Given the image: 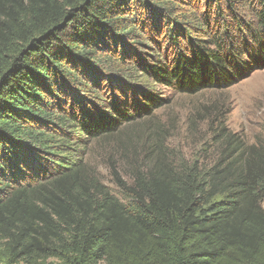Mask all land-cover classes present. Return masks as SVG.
Listing matches in <instances>:
<instances>
[{
  "label": "trees",
  "instance_id": "obj_1",
  "mask_svg": "<svg viewBox=\"0 0 264 264\" xmlns=\"http://www.w3.org/2000/svg\"><path fill=\"white\" fill-rule=\"evenodd\" d=\"M200 2L0 0V264H264L263 148L229 136L120 198L83 159L167 103L140 81L194 95L264 62V0Z\"/></svg>",
  "mask_w": 264,
  "mask_h": 264
},
{
  "label": "rangeland",
  "instance_id": "obj_2",
  "mask_svg": "<svg viewBox=\"0 0 264 264\" xmlns=\"http://www.w3.org/2000/svg\"><path fill=\"white\" fill-rule=\"evenodd\" d=\"M204 2L199 3L202 10ZM251 57V53L243 56L244 70L232 71L228 86L215 84L194 95L140 81L143 89L156 92L167 103L89 142L84 163L120 198L118 181L131 184L133 177L146 175L153 165L165 169L196 163L208 168L229 136L264 149V62H253Z\"/></svg>",
  "mask_w": 264,
  "mask_h": 264
}]
</instances>
